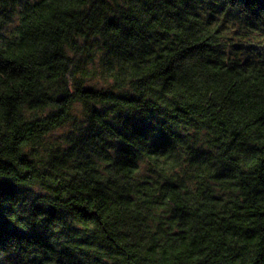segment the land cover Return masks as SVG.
I'll return each instance as SVG.
<instances>
[{"label": "trees", "instance_id": "trees-1", "mask_svg": "<svg viewBox=\"0 0 264 264\" xmlns=\"http://www.w3.org/2000/svg\"><path fill=\"white\" fill-rule=\"evenodd\" d=\"M0 264H264V0H0Z\"/></svg>", "mask_w": 264, "mask_h": 264}, {"label": "rangeland", "instance_id": "rangeland-1", "mask_svg": "<svg viewBox=\"0 0 264 264\" xmlns=\"http://www.w3.org/2000/svg\"><path fill=\"white\" fill-rule=\"evenodd\" d=\"M90 84L94 85V86H102L103 85L102 80L99 81L98 78H96L94 81H91ZM66 129L67 128L58 130L57 132H55V134H53V136H55V137H57L59 139L61 137L62 133L66 132Z\"/></svg>", "mask_w": 264, "mask_h": 264}]
</instances>
